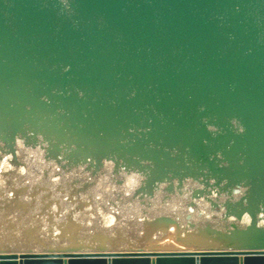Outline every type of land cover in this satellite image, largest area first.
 Returning a JSON list of instances; mask_svg holds the SVG:
<instances>
[{
    "label": "water",
    "instance_id": "95a60500",
    "mask_svg": "<svg viewBox=\"0 0 264 264\" xmlns=\"http://www.w3.org/2000/svg\"><path fill=\"white\" fill-rule=\"evenodd\" d=\"M0 264H264V0H0Z\"/></svg>",
    "mask_w": 264,
    "mask_h": 264
}]
</instances>
